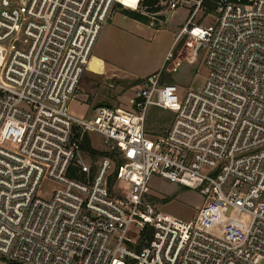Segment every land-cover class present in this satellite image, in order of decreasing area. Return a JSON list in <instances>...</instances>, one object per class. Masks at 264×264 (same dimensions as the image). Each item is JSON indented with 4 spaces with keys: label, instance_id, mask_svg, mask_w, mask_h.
<instances>
[{
    "label": "built area",
    "instance_id": "built-area-1",
    "mask_svg": "<svg viewBox=\"0 0 264 264\" xmlns=\"http://www.w3.org/2000/svg\"><path fill=\"white\" fill-rule=\"evenodd\" d=\"M116 3L0 0V257L264 264V0H157L189 9L178 36L193 41L192 59L203 51L201 88L181 94L162 67L126 108L76 117L70 104ZM153 108L173 115L160 135L146 131ZM94 136L97 163L83 148L87 138L95 150ZM154 178L198 191L192 220L146 201Z\"/></svg>",
    "mask_w": 264,
    "mask_h": 264
},
{
    "label": "rangeland",
    "instance_id": "rangeland-1",
    "mask_svg": "<svg viewBox=\"0 0 264 264\" xmlns=\"http://www.w3.org/2000/svg\"><path fill=\"white\" fill-rule=\"evenodd\" d=\"M132 1L121 0L125 8L134 9L136 5ZM118 12L119 9L113 5L94 44L92 55L103 60L104 72L93 73L101 71L102 62L91 56L79 83V96L70 104V113L76 117H91L92 109L99 104L126 108L133 90L141 84V77L162 67L166 68L164 81L175 84L181 94L189 89L197 90L204 83L206 71L203 51L197 52L196 58L192 59L194 43L191 38L182 34L174 41L189 16V9L179 7L167 11L162 7L148 25H136L133 19L122 14L110 20ZM159 16L164 17L161 19ZM204 17L198 23L207 25L210 20H204ZM168 52L171 58L166 63ZM174 67V71L170 70ZM172 118L173 115L168 112L151 109L147 116L146 131L160 135ZM92 142V147L98 153L90 162L97 163L102 158L99 152L103 148L97 136L93 137ZM49 185L47 188H51L52 184ZM146 201L183 221L192 220L203 203L196 189L178 187L157 178L151 181ZM0 264L14 263L0 257Z\"/></svg>",
    "mask_w": 264,
    "mask_h": 264
},
{
    "label": "trees",
    "instance_id": "trees-1",
    "mask_svg": "<svg viewBox=\"0 0 264 264\" xmlns=\"http://www.w3.org/2000/svg\"><path fill=\"white\" fill-rule=\"evenodd\" d=\"M146 8L145 10L142 12L140 10H134V9H129V8H125L124 6H122L121 4L116 3L115 7L117 9H119V11L133 19L136 20L140 23H143L145 25H148L152 18L148 15V13L152 14V13H158L161 9V6L157 5V0H145L144 4H143ZM161 19H163L164 16H159ZM140 81H138L137 83H139ZM156 109V108H153ZM84 149H86L87 151H90V154H92L93 156H95L97 153L95 150L91 149L89 140L86 138L84 146Z\"/></svg>",
    "mask_w": 264,
    "mask_h": 264
},
{
    "label": "crops",
    "instance_id": "crops-1",
    "mask_svg": "<svg viewBox=\"0 0 264 264\" xmlns=\"http://www.w3.org/2000/svg\"><path fill=\"white\" fill-rule=\"evenodd\" d=\"M122 13L121 12H118V13H115L111 18H110V20L114 17V19L116 18V17H118V16H120ZM123 15V14H122ZM135 22H136V25H138V24H143V23H140V22H138V21H136V20H134ZM111 22V21H110ZM100 34V33H99ZM177 37H178V34H177V36L175 37V39H174V41H176V39H177ZM168 54V53H167ZM92 56H94V57H96L97 59H99L101 62H102V66H101V71L100 72H93V73H95V74H103V72H104V62H103V60L100 58V57H98V56H96V55H92ZM90 72H92V71H90ZM154 72H156L155 70H153V71H151V72H149V73H146L145 75H143L141 78H144V77H146L147 75H149V74H151V73H154Z\"/></svg>",
    "mask_w": 264,
    "mask_h": 264
},
{
    "label": "water",
    "instance_id": "water-1",
    "mask_svg": "<svg viewBox=\"0 0 264 264\" xmlns=\"http://www.w3.org/2000/svg\"><path fill=\"white\" fill-rule=\"evenodd\" d=\"M102 104H99V105H97L96 107H99V106H101Z\"/></svg>",
    "mask_w": 264,
    "mask_h": 264
}]
</instances>
